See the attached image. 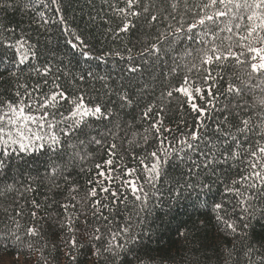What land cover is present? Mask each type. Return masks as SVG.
Returning <instances> with one entry per match:
<instances>
[{"label":"trees","instance_id":"trees-1","mask_svg":"<svg viewBox=\"0 0 264 264\" xmlns=\"http://www.w3.org/2000/svg\"><path fill=\"white\" fill-rule=\"evenodd\" d=\"M199 3L187 0L173 9L166 0H140L133 9L140 15L132 16L119 12L125 0H0V103L23 101L34 106L35 115L48 113L42 129L29 125L43 139L20 141L12 125L0 133L18 141L0 142V264H264V187L248 188L254 181L241 179L251 171L248 153L264 145V122L253 118L250 131H237L254 107L259 111L254 102L264 92L226 91L229 84L244 88L260 79L234 60L209 65L216 99L204 93L195 101L203 107L211 100L201 117L202 139L189 141L199 146L189 150L173 139L187 137L199 115L174 89L185 76L193 88L213 83L203 79V51L213 45L245 51L237 46L243 19H231L230 26L241 27L221 32V38L231 37L223 42L186 31L185 20L191 22L190 10ZM153 14L156 21L149 19ZM58 92L66 99L35 111ZM80 98L103 115L73 117ZM156 119L173 150L153 185L144 183L140 160L160 147L151 128ZM232 136L240 137L241 146ZM109 159L113 163L106 165ZM109 169L111 181L99 175ZM126 169L136 172L126 176ZM126 180L142 185L143 192L134 195ZM93 188L95 196L89 194ZM249 193L257 195L249 197L245 212L241 201Z\"/></svg>","mask_w":264,"mask_h":264},{"label":"snow or ice","instance_id":"snow-or-ice-1","mask_svg":"<svg viewBox=\"0 0 264 264\" xmlns=\"http://www.w3.org/2000/svg\"><path fill=\"white\" fill-rule=\"evenodd\" d=\"M169 3L170 7L173 9L176 8L177 3L183 2L187 3V0H176L175 3L172 0H166ZM127 5L126 8H120L119 12L125 13L127 15H140L139 12L134 11L133 9L140 3V0H125ZM143 11L147 13L149 9L147 7L143 8ZM191 11V22L185 20L186 24V31L188 33H194L196 36H210L217 39L231 40V37L221 38L220 33H233L234 28L239 30L241 25L235 24L234 26H230L231 19H243L247 21L244 26V33L237 35L238 45L245 49L242 52H234L232 50V46L229 45L226 51L222 50L220 47L213 45L211 48L203 51V56L201 59V63L203 65V71L205 75L203 77L204 81L207 83L208 81H212L213 83L209 84L207 88L202 89L200 86H196L193 88V82L188 77H184L183 84L174 89V91L180 92L181 94L188 97V102L190 103L193 111L197 112L199 115L197 116V124L193 127L187 137L182 138H173L176 140L177 144H183L189 150H195L199 145L191 143L189 141H200L202 139L200 130L204 128V122L201 117H205L209 112V105H211V100L216 99V95H213L212 88L215 87V79L216 77L213 75V72L209 65H216L221 66L223 63L234 60L237 64H246L250 68L249 76L252 77L255 74L256 77L260 79V83H246L244 88L237 87L234 84H229L226 91L231 94L235 95H244L245 88L249 90V92L255 90L256 88H260L262 92H264V0H200L198 5H194ZM150 21H156V15H150ZM129 25L125 24L122 28L123 31L128 30ZM183 25L180 28H177V31H181L183 29ZM255 36V39L253 37ZM189 39H192L190 36ZM194 43H201L203 44V40H194ZM259 44L260 47H256L255 45ZM155 48V46H153ZM241 57H245V59H241ZM26 59V57H25ZM195 68L196 65H193ZM136 69H130V71H135ZM191 71V69L189 70ZM193 92L196 95H193ZM204 93H207L208 96L211 97V100L206 101V104L201 107L198 106L195 102L197 97L200 99H204ZM168 96L172 95V92L167 93ZM58 99H66L65 94L63 92L53 93L50 98H45V101L40 104L35 111H39V109L47 108L49 105L57 102ZM255 105L258 106L259 111L256 110L254 107L252 112L248 114L245 118L240 121V125L242 127L237 128V131L243 135L251 130L252 120L253 118L260 119L264 122V96L259 97L257 101L254 102ZM243 107L245 112H248V105L241 103L238 105ZM214 107V105H212ZM7 108V112L3 110ZM153 109L151 106L143 113L144 118L150 119V113H152ZM0 133L5 132V128L8 125H12L16 127L17 135L20 137V141L25 139L35 138L36 140L43 139V137L36 134V132L32 131V128L29 125H37L39 128H43L45 123L48 120V113L43 112L40 115H35L34 113V106L32 104H26L23 101H18L16 103H0ZM103 115L101 108L99 106L92 108H87L83 104V98H80L79 102L75 104V110L72 111L71 115L73 117H85L88 115ZM160 113L157 112L156 116L159 117ZM224 121L227 122V116L224 117ZM79 123V121H77ZM162 125V120L156 119L152 124L151 128L155 129L157 133V139L160 147L156 151H152L148 157L144 159H151L150 164H146L144 159L140 160V163L143 169L146 170L144 183L148 184H155L156 181L160 179L161 167L162 165L167 163V159L165 157L170 154L173 150V146L171 142L168 140L166 136L160 132V126ZM52 127L51 124L48 125ZM264 126V123H262ZM217 131H220V125H216ZM165 131H171V129H165ZM258 131V129H257ZM28 133H31V137L28 136ZM9 135V140H11V133ZM224 136H231V133L224 132ZM146 139V138H145ZM232 139L235 141L236 145L239 147L241 146V140L239 136H232ZM9 140H4L3 136H0V142L4 144H8ZM53 143L58 144L59 141L55 135L51 137ZM12 143H17V140H11ZM96 143H100V141H96ZM116 146L113 144L110 148L114 149ZM20 148L24 149L25 144L20 142ZM183 151V149H180ZM109 155H114L111 151ZM257 156L261 157L262 159H257ZM248 157L251 160L249 165L251 171L248 176H244L241 179L244 181L253 180V183L248 184V188L256 189L259 187H264V145H260L254 147L251 152L248 153ZM113 162L111 159L105 161L106 165H111ZM98 169H102V165L96 166ZM259 169V170H257ZM114 171L113 169H109L108 173L101 171L99 175L105 176L106 179L109 181L112 180L111 172ZM136 172V169H126L125 175L130 176ZM139 179V178H137ZM234 183H239V181H234ZM124 186L130 188L131 192L135 195L136 193L143 192V186L137 185L136 181L133 180H126L124 181ZM102 191H109L107 187L102 188ZM228 191H232V189H228ZM238 194L239 190H236ZM91 196L96 195V190L93 188L90 190L89 193ZM113 197L118 198L116 192H112ZM242 195V194H241ZM257 193H249L247 196L244 197V200L241 201L242 206L244 207L245 212H247L248 208L251 207V204H248L247 201L249 197L256 196ZM136 199H141L139 195H136ZM221 204H216L215 209H221ZM218 219L223 220V217H218ZM228 228L232 229L233 231L236 230V226L233 223H228L224 221ZM128 229L125 228L122 231H127ZM113 235V240H115V236ZM118 247H123V244L117 245Z\"/></svg>","mask_w":264,"mask_h":264}]
</instances>
